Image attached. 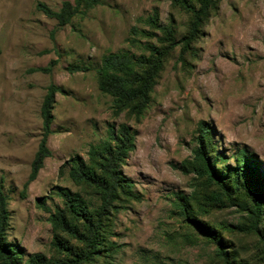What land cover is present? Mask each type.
I'll use <instances>...</instances> for the list:
<instances>
[{"label":"rangeland","instance_id":"374dc122","mask_svg":"<svg viewBox=\"0 0 264 264\" xmlns=\"http://www.w3.org/2000/svg\"><path fill=\"white\" fill-rule=\"evenodd\" d=\"M65 1L75 2L0 0V183L8 197L6 241L21 249L20 264L35 255L44 264H264V208L255 214L264 181L261 187L246 175L250 167L264 178V0H213L188 53L179 45L163 58L141 116L118 113L100 90L103 58L149 56L148 44L164 53L163 34L148 18L172 25L180 40L191 13L174 0H96L60 26L39 8L58 11ZM51 84L60 88L52 155L25 188ZM121 125L136 135L121 166L133 186L103 215L96 253L82 259L89 228L61 192L82 197L99 219L101 194L69 173L78 158L90 165V149ZM201 126L210 128L203 138L221 182L183 169L191 168ZM242 151L250 166L238 165ZM59 209L66 227L52 221Z\"/></svg>","mask_w":264,"mask_h":264},{"label":"trees","instance_id":"16d2710c","mask_svg":"<svg viewBox=\"0 0 264 264\" xmlns=\"http://www.w3.org/2000/svg\"><path fill=\"white\" fill-rule=\"evenodd\" d=\"M96 0H75L74 3L65 1L58 11H54L45 4H39V8L49 17L55 18L60 26H64L79 13L83 6L91 7ZM176 4L186 9L192 15L189 32L180 40H177L176 32L172 25L163 26L156 16L148 18L147 22L155 29H159L163 34V41L167 43L164 53L155 45H146V50L150 51L149 56L134 55L124 52H114L104 56L99 69L100 90L109 94L114 99V104L118 113L129 111L141 116L151 101V94L154 91L156 78L163 64V58L175 47L182 46V56L192 48L194 42L199 38L205 18L209 15L213 0H202L200 7H196L191 0H174ZM41 71H50L49 68H40ZM60 88L51 84L44 98L41 107V117L43 120V133L31 165V173L25 188L37 179L39 172L44 167L45 161L52 155L48 146L50 136L53 134L52 123L53 107L56 94ZM210 128L201 126L203 136L199 139V147L195 150L191 168L183 165L187 172L193 171L198 176H206L211 181L221 182L225 176L213 167L206 152L204 138L210 134ZM204 137V138H203ZM136 149V135L127 125H121L117 130L114 127L109 129V141L92 147L89 151L91 164L88 165L82 158L75 160L70 170V178L78 184H87L95 188L102 198L99 219L94 220L87 208L85 200L79 195L72 194L69 190L62 191L61 194L66 200V204L71 212L83 216L89 228V234L83 238L86 243V250L82 259H87L97 251L99 245L100 228L102 217L108 212L109 207L118 199L122 193H129L132 189L133 181L126 178L121 173V166L125 163L130 153ZM238 165L247 167L249 159L245 158L242 151L238 157ZM250 166V165H248ZM257 170L248 168L246 175L251 180L257 182L262 187L264 178L256 177ZM256 198L257 217L262 214L264 200ZM65 211L59 209L52 218L53 223L59 227H66ZM9 225L8 197L4 192V187L0 183V261L4 264H20L21 249L6 241V230ZM27 264H44L41 255H35L29 259Z\"/></svg>","mask_w":264,"mask_h":264}]
</instances>
